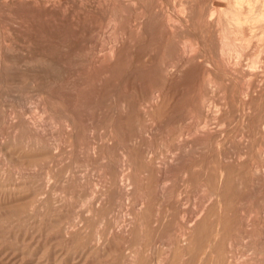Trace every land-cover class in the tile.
Wrapping results in <instances>:
<instances>
[{
  "label": "rangeland",
  "instance_id": "374dc122",
  "mask_svg": "<svg viewBox=\"0 0 264 264\" xmlns=\"http://www.w3.org/2000/svg\"><path fill=\"white\" fill-rule=\"evenodd\" d=\"M0 264H264V0H0Z\"/></svg>",
  "mask_w": 264,
  "mask_h": 264
},
{
  "label": "bare ground",
  "instance_id": "6f19581e",
  "mask_svg": "<svg viewBox=\"0 0 264 264\" xmlns=\"http://www.w3.org/2000/svg\"><path fill=\"white\" fill-rule=\"evenodd\" d=\"M242 1V0H241ZM239 2V1H238ZM237 4V3H236Z\"/></svg>",
  "mask_w": 264,
  "mask_h": 264
}]
</instances>
